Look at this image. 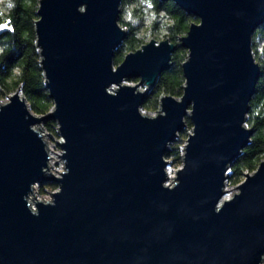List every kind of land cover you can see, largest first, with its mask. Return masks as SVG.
Segmentation results:
<instances>
[{"label":"water","instance_id":"1","mask_svg":"<svg viewBox=\"0 0 264 264\" xmlns=\"http://www.w3.org/2000/svg\"><path fill=\"white\" fill-rule=\"evenodd\" d=\"M122 1L40 0L37 46L54 106L37 114L22 86L0 103V264H263L264 158L222 197L257 123L246 121L264 0H174L197 21L180 37L183 94H163L154 115L143 103L177 43L152 37L116 65L130 30ZM49 117L62 137L60 175H48L35 126ZM187 118L184 165L167 185L166 152ZM45 180L58 190L31 205Z\"/></svg>","mask_w":264,"mask_h":264},{"label":"trees","instance_id":"2","mask_svg":"<svg viewBox=\"0 0 264 264\" xmlns=\"http://www.w3.org/2000/svg\"><path fill=\"white\" fill-rule=\"evenodd\" d=\"M132 3L136 5V15L139 18L144 17L142 12L145 6L141 4V0L122 1L120 23L128 26L130 30L115 52L116 65L123 61L128 52L136 50L145 42V35H138L141 33V25L123 18L124 7L128 8ZM153 3L157 19L153 21L151 28L153 27L155 31L160 29L163 20L159 17V13L165 12L172 22L165 37L170 35L171 40L177 43V48L173 52L170 66L161 73L159 80L143 103V109L148 112L157 110L163 94L182 96L186 83L182 63L188 56V49L180 44V37L181 34L188 32L192 20L197 21L193 14L188 13L174 0H153ZM15 4V8L7 13L14 30L6 29L0 33V48L4 49V52L0 54V100L16 92L22 86L21 92L26 97L30 108L38 114L45 115L53 108L54 100L46 85V76L41 67V55L37 46L36 20L39 17L37 11L40 0H15ZM0 23H3V20H0ZM157 33L158 31L154 32L152 37H156ZM253 50L256 59L260 60L262 70L256 92L250 102L251 107L246 123L250 126L257 123L253 127L254 132L250 143L231 165L228 182L236 185L249 173L245 169L253 172L264 158V22L253 35ZM130 80L138 81L139 79ZM187 122L189 123H187V128L179 133L177 140L172 142L170 149L166 152V157L172 159L174 165H179L183 161L182 145L186 141L190 125L191 128L193 126L190 118H187ZM45 125L55 135H58V123L54 118H47ZM45 186L55 188L57 184L49 181L41 189H45Z\"/></svg>","mask_w":264,"mask_h":264},{"label":"rangeland","instance_id":"3","mask_svg":"<svg viewBox=\"0 0 264 264\" xmlns=\"http://www.w3.org/2000/svg\"><path fill=\"white\" fill-rule=\"evenodd\" d=\"M130 5V4H129ZM128 5V6H129ZM127 6V7H128ZM131 6H136L135 4H131L130 5V7ZM126 7H124V11H126ZM123 15H124V12L122 13ZM135 16H137L136 15V13H135V10H134V13H133ZM147 19H148V17L146 16V15H144V17H142V18H138V21H137V23H139L140 25H141V33H144V35H145V42L144 43H146V42H148L151 38H152V36H153V34H154V32H156V31H158V33H157V35H155L156 37H158L159 39H164V38H166L165 37V35H161V33H160V29H158V30H154L153 29V27L151 28H148V27H146L147 26ZM153 30H154V32H153ZM151 33V38H149V36H148V33ZM140 33V34H141ZM143 34H141V36H144ZM169 37V36H168ZM130 84H135V83H137L138 81H131V80H129L128 81ZM144 87V86H143ZM21 92V91H20ZM162 97V96H161ZM161 97H160V99H161ZM10 98V95L9 96H7L6 98H3V99H1L0 100V103L1 102H4V101H7L8 99ZM142 109H143V107H142ZM158 109V108H157ZM156 110H153V111H151L152 113H154ZM38 114V113H37ZM39 115H42V114H39ZM45 121L46 120H42V121H39V122H36L35 123V126L36 127H38L39 129H41L42 130V133H43V137H45V139H47V141H49V143H50V147L55 151V154L54 155H56L55 157V159L51 162V164H52V166H50L51 167V169L54 171H52V173L50 172V174L51 175H55V173L58 175L59 173V171L61 170V169H63V159H62V155H61V153H63V148H62V146H60L59 144H58V141L59 140H61V135L59 134V132L57 133L58 135H55L54 133H53V131H51V130H49L47 127H46V125H45ZM57 130H58V127H57ZM187 139H188V134L186 135V141L183 143V145H185L186 144V142H187ZM183 145H182V149H183ZM182 154H183V150H182ZM171 161V163H168L167 165H166V170L167 171H171L172 172V174H174L175 173V170L176 169H178V168H180V167H183V165H184V161H182L181 163H180V165H174L173 164V162H172V160H170ZM49 173H48V175H50ZM174 177V176H173ZM228 177H229V175H228ZM169 181V183L171 184L172 183V179H169L168 180ZM47 182H49V181H47V180H45L43 183H37L36 184V188H35V193H36V195L38 196V198L37 199H40V200H45V198H52V193H51V190H56V188H58L57 186L55 187V188H53L52 186H45V189H41L43 186H44V184L45 183H47ZM234 185H236V184H231V183H229L228 181H227V184H226V186H225V189H226V191L227 192H225V196H227L228 198H231L233 195H234V193H236V192H238L239 191V188L238 187H235ZM225 196H223V197H225ZM31 197H33V196H31ZM32 201V200H31ZM263 264H264V262H263Z\"/></svg>","mask_w":264,"mask_h":264},{"label":"clouds","instance_id":"4","mask_svg":"<svg viewBox=\"0 0 264 264\" xmlns=\"http://www.w3.org/2000/svg\"><path fill=\"white\" fill-rule=\"evenodd\" d=\"M141 4H143L145 7L143 9V15H146L148 17L147 19V26L148 28L151 27L153 24V21L157 19V13L155 11V4L153 3V0H141ZM16 6L15 0H0V20H3V23H0V31H3L4 29L14 30L13 26L11 25V18L10 16H7V13H9L12 9H14ZM135 6L128 7L126 11H124L123 18L126 21H131L132 23H136L138 21V16H135L134 13ZM159 17L163 20V24L160 27V33L161 35H167V29L169 26H171V21L167 17V14L163 11L159 13ZM144 35V33H141ZM138 34V35H141ZM149 38H151V33H148ZM4 52L3 48H0V54Z\"/></svg>","mask_w":264,"mask_h":264},{"label":"built area","instance_id":"5","mask_svg":"<svg viewBox=\"0 0 264 264\" xmlns=\"http://www.w3.org/2000/svg\"><path fill=\"white\" fill-rule=\"evenodd\" d=\"M143 111L144 112H146L144 109H143ZM157 111V110H156ZM156 111L154 112V113H152V112H149L150 114H152V115H154L155 113H156ZM58 127V126H57ZM38 128V127H37ZM186 128H187V126H186ZM39 129V128H38ZM40 130V132H41V134H42V136H43V133H42V130L41 129H39ZM192 131H193V126H192ZM191 133V130L190 129H188V136H189V134ZM44 139H45V137H44ZM61 139H62V137H61ZM46 141H47V139H45ZM47 143H48V147H49V149H50V143H49V141H47ZM59 144V143H58ZM185 145H183V154H182V158H183V161H184V152H185ZM50 153V152H49ZM50 155L52 156V154L50 153ZM167 158V162L168 163H171V161L170 160H172V159H170V158H168V157H166ZM64 163V162H63ZM50 165V164H49ZM180 165V164H179ZM182 167H180V168H178V169H176L175 170V173H174V177H173V180H172V186L175 184V182H176V179H175V177L177 176V173H178V171L181 169ZM65 169V167H64V164H63V169H61L58 173V175H60L61 174V172L63 171ZM167 169V168H166ZM167 171V170H166ZM52 173V171L51 170H49V173ZM171 174V171H167V176L168 175H170ZM165 184H167V185H169L170 183H169V181H165ZM58 187V186H57ZM36 188V185H35V187H34V189ZM33 189V190H34ZM56 190H58V188H56ZM56 190H51V193H52V197H53V193L56 191ZM50 200H52V198H45V200H43V201H50Z\"/></svg>","mask_w":264,"mask_h":264},{"label":"bare ground","instance_id":"6","mask_svg":"<svg viewBox=\"0 0 264 264\" xmlns=\"http://www.w3.org/2000/svg\"><path fill=\"white\" fill-rule=\"evenodd\" d=\"M136 84V83H135ZM49 152L52 154V156H51V158L49 159V164H50V166H52V164H51V162L56 158L55 156L57 155H54L55 154V151L50 147V149H49ZM51 168V167H50ZM47 173H49V171L47 172ZM50 174V173H49ZM173 176H174V174H172V172H171V174L170 175H168L167 177H166V182L169 180V179H172L173 180ZM34 192H35V189H34ZM34 192H32L31 194H30V196L32 195L33 196V198L31 199L32 200V203H31V205L33 204H35V202L36 201H39V199H37L38 197H36V195L34 194ZM227 192V191H226ZM226 194H224V196H225ZM228 197L227 196H225V197H222V199H227Z\"/></svg>","mask_w":264,"mask_h":264}]
</instances>
